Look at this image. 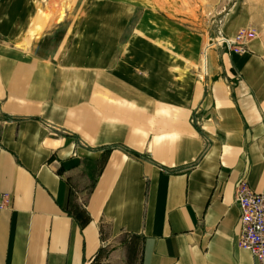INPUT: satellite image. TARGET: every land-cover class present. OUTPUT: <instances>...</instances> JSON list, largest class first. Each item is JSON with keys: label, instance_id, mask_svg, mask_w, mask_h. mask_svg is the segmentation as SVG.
Instances as JSON below:
<instances>
[{"label": "crops", "instance_id": "0c3cea01", "mask_svg": "<svg viewBox=\"0 0 264 264\" xmlns=\"http://www.w3.org/2000/svg\"><path fill=\"white\" fill-rule=\"evenodd\" d=\"M49 1L0 0V264H257L264 0Z\"/></svg>", "mask_w": 264, "mask_h": 264}, {"label": "built area", "instance_id": "2783aa9c", "mask_svg": "<svg viewBox=\"0 0 264 264\" xmlns=\"http://www.w3.org/2000/svg\"><path fill=\"white\" fill-rule=\"evenodd\" d=\"M257 36L255 29H243L235 38L221 35L210 38L204 46V54L216 48L239 55L245 54L249 43ZM3 200L5 204L8 203V196H3ZM235 200L241 211L242 233L239 247L249 251L257 264H264V193L255 192L246 180H241L236 189Z\"/></svg>", "mask_w": 264, "mask_h": 264}, {"label": "rangeland", "instance_id": "374dc122", "mask_svg": "<svg viewBox=\"0 0 264 264\" xmlns=\"http://www.w3.org/2000/svg\"><path fill=\"white\" fill-rule=\"evenodd\" d=\"M53 6H57L56 8H58V12H60V18H63L65 16L64 4H61V2L59 3L58 0H50L46 5V8L48 9H46V11L52 12L54 10Z\"/></svg>", "mask_w": 264, "mask_h": 264}, {"label": "bare ground", "instance_id": "6f19581e", "mask_svg": "<svg viewBox=\"0 0 264 264\" xmlns=\"http://www.w3.org/2000/svg\"><path fill=\"white\" fill-rule=\"evenodd\" d=\"M56 7H57V6H53V8H56ZM55 10H56V9H55ZM48 12H49L48 15L51 16L53 11H52V12H51V11H48Z\"/></svg>", "mask_w": 264, "mask_h": 264}]
</instances>
